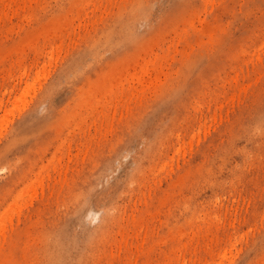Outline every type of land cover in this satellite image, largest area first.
<instances>
[{"label": "rangeland", "instance_id": "374dc122", "mask_svg": "<svg viewBox=\"0 0 264 264\" xmlns=\"http://www.w3.org/2000/svg\"><path fill=\"white\" fill-rule=\"evenodd\" d=\"M0 222V264H264V0H0Z\"/></svg>", "mask_w": 264, "mask_h": 264}, {"label": "bare ground", "instance_id": "6f19581e", "mask_svg": "<svg viewBox=\"0 0 264 264\" xmlns=\"http://www.w3.org/2000/svg\"><path fill=\"white\" fill-rule=\"evenodd\" d=\"M212 3H213V1H212ZM160 56H161V55H160ZM24 69H25V68H24ZM24 75H25V74H24ZM11 101H12V100H11ZM16 101H17V99H16ZM16 101H15V99L13 100L14 105H15ZM11 105H13V104H11ZM219 119H220V118H219ZM203 122H204V121H203ZM203 125H204V124H203ZM198 127H199V126H198ZM182 143H183V142H182ZM67 146H68V145H67ZM57 150H58V149H57ZM42 170H43V169H42ZM40 172H42V171L40 170ZM25 181H26V180H25ZM34 181H35V180H34ZM38 181H39V180H38ZM26 182H27V181H26ZM32 183H35V182L32 181L31 184H32ZM36 183H37V182H36ZM29 184H30V183H28V185H29ZM35 185H36V184H35ZM24 186H27V185H24ZM33 186H34V185H33ZM27 187H28V186H27ZM23 188H24V187H23ZM23 188H21V191L24 190ZM31 188H32V187H31ZM27 189H28V188H27ZM28 190H29V189H28ZM28 190H26L25 193H26ZM21 191H19V192H21ZM30 191H34V187H33V189H31ZM35 191H36V190H35ZM22 192H24V191H22ZM22 192H21V193H18L17 196H18L19 194L21 195ZM32 193L34 194V192H32ZM40 193H41V192H40ZM26 194H27V193H26ZM26 194H25V195H26ZM28 194H29V193H28ZM20 195H19V196H20ZM25 195H24V196H25ZM15 196H16V195H15ZM13 197H14V196H13ZM20 198H21V197H20ZM27 198H28V197H27ZM14 199H16V200L14 201V202L16 203V201H18V200H17V198H14ZM14 199H13V200H14ZM18 199H19V198H18ZM23 199H24V198H23ZM13 200L11 201L12 204H11V205L8 204L7 207H9V205H10L11 207H13V204H14V203H13ZM25 201H26V200H25ZM22 202H23V201H22ZM19 203H20V202H19ZM30 203H31V202H30ZM22 205H23V204H22ZM25 205H26V204H25ZM14 207H15V206H14ZM14 207H13V208H14ZM16 207H18V206L16 205ZM25 207H26V206H25ZM11 209H12V208H11ZM16 209H17V208H16ZM9 211L11 212L10 209H9ZM9 211H6V213H8ZM17 211H18V210H17ZM4 212H5V211H4ZM6 213H5V214H6ZM15 214H17V213H15ZM18 214H19V213H18ZM18 214H17V215H18ZM9 215H10V214H9ZM7 217H8V216H7ZM10 217H11V216H10ZM1 219H2V218H1ZM218 219H219V218H218ZM7 220H8V219H7ZM1 221H2V220H1ZM16 221H17V220H16ZM9 222H10V220H9ZM0 223H1V222H0ZM4 225H5V224H3V227H2V228H4ZM5 226H6V225H5ZM0 227H1V226H0ZM2 228H1L0 230H2ZM5 228H6V227H5ZM7 228H8V227H7ZM11 229H12V228H11ZM1 232H2V231H1ZM7 232H8V231H7ZM0 235H2V234H0ZM1 237L3 238V236H1ZM0 254H2V253H1V250H0Z\"/></svg>", "mask_w": 264, "mask_h": 264}]
</instances>
